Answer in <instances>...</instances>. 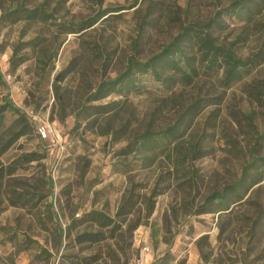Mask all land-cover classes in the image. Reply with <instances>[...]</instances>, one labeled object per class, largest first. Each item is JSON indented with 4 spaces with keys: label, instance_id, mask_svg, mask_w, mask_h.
<instances>
[{
    "label": "rangeland",
    "instance_id": "obj_1",
    "mask_svg": "<svg viewBox=\"0 0 264 264\" xmlns=\"http://www.w3.org/2000/svg\"><path fill=\"white\" fill-rule=\"evenodd\" d=\"M232 1L0 0L4 8L44 4L52 15L48 24L0 22V104L8 93L46 130L40 138L32 128L0 155V264H66L62 254L71 251L100 253L94 264H156L162 256L166 264H264V227L253 224L264 205V176L227 211L195 213L207 194L238 179L251 154L264 157V140L255 143L264 106L251 92L264 84V59L230 86L221 84V71L169 89L144 75L139 90L88 98L130 55L149 57L181 26ZM258 8L250 20L222 13L214 35L242 57L264 48V1ZM68 23L84 29L65 33ZM184 111L178 142L192 149L187 176L164 155L144 162L118 152L134 134L165 128ZM30 151L46 156L26 162L21 154ZM130 187L139 194L126 220L139 222L132 232L66 249L61 232L72 214L97 208L113 216ZM161 187L147 216V199ZM112 248L119 257L107 254Z\"/></svg>",
    "mask_w": 264,
    "mask_h": 264
},
{
    "label": "trees",
    "instance_id": "obj_2",
    "mask_svg": "<svg viewBox=\"0 0 264 264\" xmlns=\"http://www.w3.org/2000/svg\"><path fill=\"white\" fill-rule=\"evenodd\" d=\"M263 1L233 0L229 5L218 9L213 16L206 20L189 22L181 26L180 30L158 52L143 60L130 55L124 69L113 78H102L88 98L99 99L112 92L121 94L125 90H139V77L144 75L151 76L168 89L178 82L191 83L201 75H215L217 77L220 71L222 77L219 80L223 86H230L242 80L263 61L264 48L261 46L256 52L246 57L239 56L232 48L233 43L226 44L218 40L217 36L214 35V29L221 26L222 13L252 19L258 12L256 9L261 6ZM260 9L258 8V10ZM51 16L44 4L32 8L22 4L8 8L0 5V22L3 24L15 23L22 18L48 24ZM62 27V31L65 33H77L84 29L80 23H68ZM0 77H2L1 73ZM251 92L254 99L264 106V84L253 87ZM106 107L107 105H103L96 108L100 110ZM85 108L86 106L83 105L79 114ZM7 111L10 112V119L6 114ZM187 113L188 111L180 113L175 122L165 128L159 130L147 128L134 134L118 152L124 155L135 152L140 154V160L144 162L147 160L151 162L157 156L164 155L172 162L175 171L180 172L179 174L183 177L187 176L190 173L187 160L192 149L191 147L185 148L178 142L182 136L180 124ZM8 120H10L9 123ZM32 128L36 130L40 138L43 137L36 120L25 108L22 109L14 104L7 93L0 104V155ZM260 139L264 140V128L262 132L256 133L255 143ZM193 150L196 149L193 147ZM21 156L23 160L29 162L39 160L46 155L30 151L22 153ZM263 176L264 157L251 154V159L245 161L238 179L220 190H213L207 194L202 203L195 207V213L227 211L232 204L240 201ZM163 190L164 188L161 187L157 190L153 189L151 192V196L147 199V216L153 211L155 198ZM138 198L139 194L130 187L124 192L113 216L97 208H91L78 216L76 213L72 214L61 232L69 238V242L65 244L66 249L72 250L78 245L83 248L86 245L98 244L107 239L118 242L125 233L132 232L139 224V222L126 221L127 216L133 213ZM253 224L259 230L264 227V205H260L258 208V212L253 218ZM119 249L126 257L125 249L123 247H119ZM107 254L113 259L116 256L119 257L118 252L113 248L109 249ZM62 257L66 259V264H94L100 260L101 254L81 255L79 251H71L62 254ZM166 262V258L162 256L156 261V264H166Z\"/></svg>",
    "mask_w": 264,
    "mask_h": 264
},
{
    "label": "built area",
    "instance_id": "obj_3",
    "mask_svg": "<svg viewBox=\"0 0 264 264\" xmlns=\"http://www.w3.org/2000/svg\"><path fill=\"white\" fill-rule=\"evenodd\" d=\"M27 112L32 116V118H33L34 120H36L35 117H34V115H33V112H32L31 110H27ZM36 121H37V120H36ZM39 130H40L42 136H46V130H45V127H44L43 131H41V129H39Z\"/></svg>",
    "mask_w": 264,
    "mask_h": 264
}]
</instances>
